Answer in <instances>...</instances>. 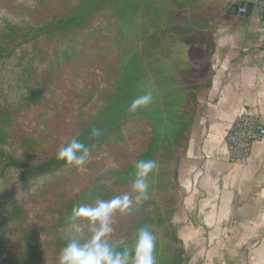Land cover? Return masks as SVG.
Here are the masks:
<instances>
[{"label":"trees","instance_id":"16d2710c","mask_svg":"<svg viewBox=\"0 0 264 264\" xmlns=\"http://www.w3.org/2000/svg\"><path fill=\"white\" fill-rule=\"evenodd\" d=\"M182 3L33 0L17 5L16 16L7 11L0 14V235L22 234V243L26 244L11 256V264H46L49 242L40 241L38 227L47 235L53 230L57 232L53 244L60 252L68 240L76 238L72 232H65L74 228V208L98 198L111 200L128 193L138 160L157 162L180 147L197 113V96L209 85L202 79L195 85V81L187 83L191 75L201 73L196 69L206 65L208 58L191 55L197 54L193 43L200 33L197 25H171L168 20L171 12L184 8ZM115 56L118 61L112 66L109 60ZM99 65L106 66V80L100 77L102 82L95 84L85 106L94 105L96 97L104 102L99 109L88 111L75 136L90 148L84 165L103 147L122 145L128 136H135L126 134L130 123L145 127L149 140L133 164L96 177L84 190L62 194L60 205L50 210L49 205L40 209L35 205L39 221L50 216L52 223L34 226L29 219L34 213L23 205L25 195L35 199L43 195L48 199L52 183L71 175L70 172L76 175L80 167L66 165L56 158L57 153L49 156L45 139L36 135L26 138L22 156L8 153L5 149L14 138L13 111L36 108L48 122L49 88L66 80L76 83L84 69L97 72ZM149 93L153 97L150 104L130 110L135 98ZM93 129H99L101 134L93 136ZM7 183L14 185L9 194L4 191ZM128 194L133 197L132 192ZM133 210L132 206L125 214L118 212L129 221L113 225L115 233L129 231V240L110 242L131 248L140 227L148 226L153 232L165 221L170 223V214H150L139 207V213L133 216ZM82 223L86 222L77 225ZM173 240L179 243L175 234ZM6 242L0 243L2 260L6 258ZM183 255L180 248L170 260L159 261L155 257L156 264H183Z\"/></svg>","mask_w":264,"mask_h":264},{"label":"crops","instance_id":"0c3cea01","mask_svg":"<svg viewBox=\"0 0 264 264\" xmlns=\"http://www.w3.org/2000/svg\"><path fill=\"white\" fill-rule=\"evenodd\" d=\"M258 1L188 0L176 11L202 18L188 21L200 29L193 42L197 54L191 55L208 58L196 70L209 84L197 96L173 178L170 225L184 264H264V142L246 162L233 165L226 141L245 108L264 125V23ZM243 3L252 5L248 16L231 14L232 6Z\"/></svg>","mask_w":264,"mask_h":264},{"label":"rangeland","instance_id":"374dc122","mask_svg":"<svg viewBox=\"0 0 264 264\" xmlns=\"http://www.w3.org/2000/svg\"><path fill=\"white\" fill-rule=\"evenodd\" d=\"M29 1L32 2L33 0H0V14H4L5 11H7L8 15L16 16V13L19 11L17 5L26 4ZM182 1L184 4H187L186 0ZM50 12L51 6L49 7V14ZM191 12L193 11L171 12L168 16V20L171 25H184L188 23L189 19L202 20V18L188 19L191 14H194L195 16V13ZM186 18L187 20H185ZM162 20L163 18H160L161 22ZM109 61L113 66L118 59L115 56V58H111ZM99 66L100 67L97 66V72L90 69L84 72V69V71L78 75L80 78L76 83L66 80L65 82L62 81L60 84L56 83L49 88V104L46 107L49 108V123L47 122V119L41 115L39 109L18 108V110L13 111L14 138L5 150H7L8 153L14 152L16 156L20 157L23 154L22 146L26 138L36 135L45 139V151L48 152L50 156L56 154L61 147L74 139L78 133V128L80 127L81 122L84 121L83 119H86L85 116H87L88 111L90 112L99 109L104 102L103 99H98L96 97L94 105H91L90 103L85 106L86 101L90 97L89 93L93 91L95 84H100L102 82L100 77L102 76L103 79L106 80L104 77L106 74V66ZM89 67H92V65ZM0 68H2V66H0ZM199 76V73L191 75L189 77L190 80L188 79L187 83L193 84V81H195V85L196 82L200 80ZM111 78H114L113 74ZM128 128L129 131H127L126 134L135 136H128V141L122 145L103 147L94 159L78 169L76 175H74V172H70L69 174L71 175H67L66 178L56 180L52 183L48 199L43 195L36 197V199L33 197L28 198L25 195L23 205L29 208L31 213H34L29 218L31 224L37 226L39 224H47V222L49 225L52 223L50 216L46 219L43 217L42 222L39 221L40 219L35 215V205L38 206L39 209L49 205L50 210L52 207L60 205L62 194H70L84 190L96 177H99L112 169L120 168L123 165L129 166L130 164H133L136 156L141 150H143L145 144L149 140V135L148 130L141 126L140 123H130ZM182 145L183 143H180V147L175 150L170 157L164 159L161 158L156 162L157 167L150 174L148 199L136 203V194L133 193L132 190L128 191V193H133V216H136L137 213H139V207H143V210L145 209L147 213H158L160 216L170 214L171 217L170 208H173L172 200L173 195L175 194L173 178L177 161L183 147ZM13 188V184L7 183L4 191L9 194ZM130 188L132 187L130 186ZM32 190L33 188H31V192ZM132 220L133 219L130 218V221ZM120 221L128 222L129 219L123 218L117 212L112 217V226L114 224H119ZM170 223L168 224L165 221L164 224L157 226L153 231L157 241L154 256L157 257L159 261H162L164 258L170 260V257L181 248L180 245L173 240L174 230ZM76 226L80 230L79 235L81 237L86 238L91 235V229L87 223L78 224ZM40 228L41 227H38L40 241L45 244L49 242V257L46 264H58L59 252L55 250L53 244V238L56 237L57 232L53 230L47 235V233L42 232ZM65 232H72L73 237H77L78 235L75 228H69ZM128 234L129 231L123 233H115L113 231L109 240L123 242L129 240ZM22 239V234L14 232H8L3 236L0 235V243L3 244L4 241H7L6 246L4 247L6 258L3 260L0 258V264H11V256L20 252L22 250L21 247L26 245L22 243Z\"/></svg>","mask_w":264,"mask_h":264},{"label":"clouds","instance_id":"9594fccd","mask_svg":"<svg viewBox=\"0 0 264 264\" xmlns=\"http://www.w3.org/2000/svg\"><path fill=\"white\" fill-rule=\"evenodd\" d=\"M152 95L144 94L132 101L130 110L135 111L141 106L152 102ZM93 136H99L100 130L93 129ZM90 148L79 139H72L61 147L56 158L66 165L81 167L86 163ZM157 167L156 161L140 159L135 165V175L132 191L136 194L135 201L140 203L148 199L150 174ZM133 197L128 193L114 197L111 200L96 199L91 204L81 205L73 209V227L77 237L68 240L58 254V264H156L154 251L156 237L148 226L137 230L134 244L131 248L119 245L109 240L114 231L112 217L117 213L130 211ZM78 222H86L91 229V235L81 237Z\"/></svg>","mask_w":264,"mask_h":264},{"label":"built area","instance_id":"2783aa9c","mask_svg":"<svg viewBox=\"0 0 264 264\" xmlns=\"http://www.w3.org/2000/svg\"><path fill=\"white\" fill-rule=\"evenodd\" d=\"M264 23V0L257 2ZM243 13L245 10L242 11ZM226 141L230 162L233 165L248 160L253 148L264 142V125L259 121L251 108L243 109L227 133Z\"/></svg>","mask_w":264,"mask_h":264},{"label":"water","instance_id":"95a60500","mask_svg":"<svg viewBox=\"0 0 264 264\" xmlns=\"http://www.w3.org/2000/svg\"><path fill=\"white\" fill-rule=\"evenodd\" d=\"M252 5L248 3H243L239 5H234L231 7V14L234 16H248L249 12L251 11ZM245 10L243 13L242 11Z\"/></svg>","mask_w":264,"mask_h":264}]
</instances>
